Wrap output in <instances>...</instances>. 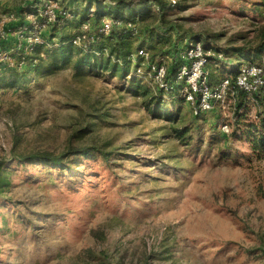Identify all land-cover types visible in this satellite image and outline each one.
Here are the masks:
<instances>
[{"label": "rangeland", "instance_id": "374dc122", "mask_svg": "<svg viewBox=\"0 0 264 264\" xmlns=\"http://www.w3.org/2000/svg\"><path fill=\"white\" fill-rule=\"evenodd\" d=\"M28 1L0 0V20ZM88 3L98 10L99 3ZM177 3L166 20L180 35L226 54L228 63L213 69L222 68L226 78L244 66L229 49L254 40L264 23V0ZM15 27L4 28L8 41L15 42ZM158 36L176 39L163 31ZM137 39L148 50L156 41L144 32ZM134 72L131 65L124 77L71 65L42 79L25 67L14 72L19 79L1 76L0 163L10 186L0 197V264H264V158L252 155L234 102L196 119L185 102L164 99L155 112L184 116L166 119L147 110L154 96L148 87L156 86L134 82ZM21 78L25 84L9 86ZM246 103L238 120H254L264 96ZM185 125L192 128V145L172 131ZM69 146L113 155L109 162L101 155L80 160L73 175L18 161L31 153L61 154ZM219 148L236 156L218 159Z\"/></svg>", "mask_w": 264, "mask_h": 264}, {"label": "trees", "instance_id": "16d2710c", "mask_svg": "<svg viewBox=\"0 0 264 264\" xmlns=\"http://www.w3.org/2000/svg\"><path fill=\"white\" fill-rule=\"evenodd\" d=\"M40 1L41 0H29L26 5L22 7L23 9L17 12V15L19 14L18 17H21L20 24H23L24 11H33L34 7ZM52 1L58 2L61 6L60 10L57 12V20L50 26L48 32L43 35V43L35 45L25 70L34 72L42 79L45 76L72 65L75 71L87 69L91 72L101 71L114 76L124 77L127 75L131 65L135 70L133 75L134 82L138 81L143 84L145 80H150L152 84L149 78L148 68H146L143 74H137L138 68L146 64H155L161 58L164 59V62L171 59V62L167 64V72L164 79L170 90L166 92L157 86V84L153 83L156 87L148 88L153 91L154 96L149 99L146 107L149 112L161 113L166 119H182L181 121H183L184 116L181 112L169 114L167 110H159L158 108L155 112L154 108L157 107L162 100L169 98L170 100L177 99L181 102H185V99L180 96L183 83L181 82L178 84L176 80L184 65L180 55L192 41H201L200 38L197 37L194 40H190L181 36L178 26L166 20L175 8H179L180 3L173 5L169 0H111L112 4L109 7H104L101 6V3L106 0H84L85 3L76 7L72 2L65 5L64 3L68 2L67 0H63L64 3L60 0ZM88 2L99 3L97 7L98 10H93V6ZM150 9H155L157 14L151 15ZM256 11H258V13L261 12L259 8H257ZM124 12H128V14ZM66 14H70L72 19L67 20ZM104 17H110L115 22H121L122 26H114L111 32L105 35L100 32ZM150 20H153L152 26H147L145 28L146 30H143V28L140 27L141 24ZM158 23L159 26H157ZM85 24L89 25L86 31L82 29ZM130 24H138V34L136 36H133L132 32L129 30L128 25ZM162 31L165 32L166 35H175L176 39L172 40L170 37L169 39L165 36L159 37L158 34ZM143 32L147 38L149 37L153 40L155 37V42L148 43L149 50L146 49V44H144V42L139 43L137 41L138 37L143 36ZM84 35L86 36V40L82 41L79 46L73 45V41L76 38ZM167 43H171L172 45L165 49ZM159 44L165 46L158 49ZM207 44L208 41L203 44L204 49L214 54L207 64V69L209 71L208 86L214 89L223 80H230V93H233V96H230V98L236 105L235 114L237 126L243 123V125L238 128L242 130L243 137L249 142L252 155L258 159H262L264 158V109L257 114L254 120H245L243 116H241L239 120L237 118L239 116L238 113L247 107L246 101L248 99H255L256 102H259L264 95L261 92L248 95L246 92L241 91L236 85L238 70L232 71L231 76L224 78L221 70L222 68L213 69L211 67L212 64L220 62L226 64L228 60L223 51L209 47ZM10 45L11 43H4L2 47L3 49H9ZM141 50L149 54L148 60L138 55ZM229 51L234 57H237L239 65L241 66L258 64L264 57V23L260 24L255 30L253 41H248L242 46H233ZM155 53L157 54L155 55ZM219 55H222L221 59ZM34 61H36V63ZM41 68L43 69L42 71ZM18 71L19 70L16 69H10L4 64H0V84H4V81L1 80V76L6 73L19 79L17 74L14 73ZM41 73L46 74L40 76ZM16 81H12L9 86L25 84L26 82L24 78ZM142 84H138L137 89H143L141 94L147 96L149 90L144 89ZM189 108L193 115L192 106H189ZM206 115L207 114L193 116L196 119H201ZM243 120L244 122H242ZM225 126L228 125L225 124ZM172 131L178 140L184 142L188 141V143L192 145L193 135L191 134V127L185 125L180 128H172ZM234 136L235 133H232L231 137ZM228 137L229 135L227 138ZM214 143L218 145L221 143V140L214 139ZM93 155H101L105 162H109L113 153H106L99 148L88 146H69L68 149L61 154L54 155L47 152L31 153L29 155L19 156L18 161L21 165L25 163H37L54 170L64 172L67 170L68 173L70 172L71 175H73L79 167L80 160L89 159ZM233 155L236 156L234 153L226 151L223 148H219L216 154L218 159H224V157L228 159ZM70 162H72L73 167L69 166ZM8 172V168L0 163V197L10 186L9 177L6 175Z\"/></svg>", "mask_w": 264, "mask_h": 264}, {"label": "built area", "instance_id": "2783aa9c", "mask_svg": "<svg viewBox=\"0 0 264 264\" xmlns=\"http://www.w3.org/2000/svg\"><path fill=\"white\" fill-rule=\"evenodd\" d=\"M173 5L178 0H169ZM61 6L58 2L52 0H41L33 11H24L23 24L19 23L16 13H6L0 20V64L6 65L10 69L22 70L27 66L28 59L32 56L35 45L43 43V35L48 32L50 26L57 20V12ZM66 19H72L70 14H66ZM15 25V42L8 41L4 35L6 26ZM121 27V22H115L109 17H104L100 32L108 35L113 27ZM14 27V26H13ZM88 24L83 25L82 29L86 31ZM133 36L138 34V24L128 25ZM86 36H80L73 41V45L79 46ZM4 43H11L9 49H3ZM138 55L148 60L149 54L141 50ZM210 51H206L201 41H192L186 50L181 53L180 58L184 62L181 71L177 77V82L183 83L180 96L185 99V103L193 108V115L208 114L216 109H226L228 103L233 100L230 96V80H223L216 88L211 89L208 86L209 71L207 64L213 56ZM222 58V55H219ZM36 63V61H34ZM171 62L168 59L158 60L155 64H146L149 78L152 83L168 92L170 88L164 81L167 64ZM145 68V69H146ZM137 74H143L141 67ZM236 85L248 95L261 92L264 95V57L258 64H248L240 67L236 76ZM232 100V101H231ZM234 102V101H233ZM223 126L222 129H227Z\"/></svg>", "mask_w": 264, "mask_h": 264}]
</instances>
